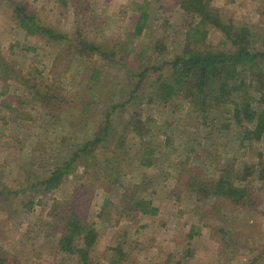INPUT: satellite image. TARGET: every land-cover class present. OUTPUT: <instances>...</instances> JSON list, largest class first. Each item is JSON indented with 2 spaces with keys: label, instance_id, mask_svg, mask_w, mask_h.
<instances>
[{
  "label": "rangeland",
  "instance_id": "obj_1",
  "mask_svg": "<svg viewBox=\"0 0 264 264\" xmlns=\"http://www.w3.org/2000/svg\"><path fill=\"white\" fill-rule=\"evenodd\" d=\"M9 1L0 0V61H5L0 64V190L11 191L5 197L0 195V247L10 252L17 264H77L67 253L57 251L59 234L57 229L47 225L46 211L54 199H66L74 185H81L85 192L93 179L82 176L79 180H69L59 190L48 194V203L39 204L42 186L20 191V186L27 183L24 164L28 163L25 162L28 154L36 151L33 153L36 163L30 168L31 172L38 176L46 174L54 157H66L70 148L93 134L107 103L119 104L125 100L129 79L125 68L101 66L102 61L97 56L84 61L76 58L67 72L59 69L54 75L51 71L53 59L63 57L66 44H46L37 36L26 35L8 19L12 7ZM23 1L30 13L64 33L72 34L78 25L93 41L111 43L113 39L118 46L129 42L122 44L130 50L126 59L129 66L139 64L136 53L142 48H146L143 53L152 63L181 49L184 23L189 20L178 7V0ZM258 3L259 0H214L225 20L233 17L236 21L254 23L260 21L256 12ZM138 7L148 13L149 26L143 34L127 37L134 30L140 12ZM164 20L172 25L162 23ZM166 34H169L166 48L149 49ZM207 39L216 50L227 46L224 35L213 28ZM94 66L100 68V73H94ZM2 69H6L5 73ZM92 76H95L94 82L89 81ZM50 85H55L57 93L61 87L63 98L60 109L52 116L41 108L39 111L33 109L29 101L34 87L39 93H45ZM87 98L99 99V103H92L82 114ZM140 102L134 106L128 103L116 110L113 115L114 124L118 125L116 135L121 134L129 114L135 110L144 118L150 115L155 124L163 123L167 127L177 123L180 128L171 135L169 143L156 149V165L140 164L135 155L143 148L132 146L133 156L121 166L122 183L108 190L98 183L91 187L82 212L83 217L98 228L99 236L89 253V264H264V179H260L259 173L249 179L254 190V197L250 198L252 204L240 207L226 200L215 203L218 211L226 212V216L211 214L214 202L197 201L185 185L191 175L190 169L202 176L213 174L207 162L210 155H217L221 163L231 159L238 167L261 159V175H264V139L247 140V146H240L239 140L232 138L233 127L223 133L215 130L213 139L203 142V146L198 143L201 137L198 136L197 142L194 140L199 131L196 133L193 125L186 126L188 113L183 103L178 107L155 104L146 108L145 100ZM20 105H24L34 118L21 119ZM166 130L170 133L169 128ZM154 136L157 137V131ZM187 140L193 141L191 146L199 153L186 156ZM132 142L128 140L127 147ZM113 147L111 143L110 148ZM259 152H262L260 159ZM144 173L155 177L148 188L153 190L151 200L158 208L156 215L145 214L135 220L123 218L119 221L113 217L112 222H102L98 213L105 196L117 202L119 194L129 193ZM33 176L28 182L36 179ZM141 194L139 192L138 196ZM30 200L32 206L25 207ZM191 229L194 233L189 237ZM117 243L121 250L117 249ZM118 252L124 253L121 261ZM113 255L116 263L111 261Z\"/></svg>",
  "mask_w": 264,
  "mask_h": 264
},
{
  "label": "trees",
  "instance_id": "obj_2",
  "mask_svg": "<svg viewBox=\"0 0 264 264\" xmlns=\"http://www.w3.org/2000/svg\"><path fill=\"white\" fill-rule=\"evenodd\" d=\"M62 1L65 3V0ZM9 3L12 7L8 19L26 35L37 36L46 44L55 42L66 44L63 57L53 59L51 71L54 75L59 69L67 72L71 61H76V58L84 61L97 56L102 61L101 66L120 65L125 68L126 77L129 79L128 87L125 88V100L119 104L107 103L104 116L94 127L93 134L79 145L70 148L66 157L60 159L54 157L46 174L38 176L31 172L30 168L36 163L33 154L36 151L28 154L29 160L25 161L28 163L24 164L26 165L24 178L27 183L20 186V191L42 186L39 204L48 203L50 199L48 194L59 190L69 180H79L82 176L87 180L93 179L85 192H82L81 185H74L66 199L62 201L54 199L46 211L47 225L57 229L59 234L56 242L57 251L67 253V256L75 259L77 264H89V253L99 236L98 228L94 223L87 221L82 212V205L88 202L85 200L89 198L87 194L91 187L98 183V186L102 185L108 190L122 183L121 166L133 156L132 146L143 148L135 155L140 164L146 167L156 165L157 158L154 157L158 152L156 149L160 150L163 143H169L171 135L180 128L177 123L167 127H164L163 123L155 124L150 115L144 118L135 110L129 114L121 134L116 135L118 125L114 124L113 118L116 110L124 108L128 103L132 106L135 103L138 105L142 100L147 103L146 108L155 104L163 106L174 104L178 107L183 103L188 113L186 126L193 125L196 128L195 132L199 131L194 140L197 142L198 136L201 137L202 141L198 142L200 144L211 141L215 130L223 133L233 127L235 132L232 133V138L239 140L240 146H247L248 143H245L247 140L264 139V0H259L256 7L259 23L236 21L233 17L225 20L214 0H178L182 14L189 17L184 23L181 49L173 51L168 58L152 63L143 53L146 48H142L136 53L139 60L136 66H129L126 61L130 50L123 45L129 42H123L118 46V42L114 43L113 39V43L93 41L81 32L78 25L72 34L64 33L42 22L34 13H30L23 0L18 2L10 0ZM137 9L140 12L134 30L128 33L127 37L141 35L149 26L148 13L140 7ZM162 23L172 25L168 20ZM210 28L224 35L227 42L225 48L216 50L211 46L207 39ZM168 37L169 34H166L158 38L149 49L156 51V48H166ZM4 63L5 61H0L1 65ZM99 69L94 66V73H100ZM5 70L2 69L4 73ZM94 78L95 76H92L89 81H93ZM56 79L57 77H54V80ZM54 88L55 85H50L45 93H39L34 87L29 98L32 108L37 111L41 108L40 110L47 114L54 115L63 102L61 87L59 93ZM87 99L89 100L84 101L82 114L92 103H99V99ZM23 106L20 105L18 109L21 119L28 121L34 118ZM170 114L173 116V112ZM166 128L170 129V133H167ZM160 130L163 133H160ZM156 131L157 137L154 136ZM128 140L133 142L127 147ZM192 142L186 141L187 157L199 153L191 146ZM111 143L114 144L113 148H110ZM202 145L204 146V143ZM258 156L260 159L262 152H259ZM207 162L210 163L213 174L202 176L190 169L191 175L186 180V187L194 193L197 201H213L214 211L211 214L221 213L224 216L228 214L218 211L219 207L215 204L218 200H226L240 207L252 204L250 198L254 197V190L249 179L258 173L260 179H264V175H261V159L256 163H244L241 167L236 166L231 159L221 163L217 155L214 157L210 155ZM215 173L217 174L213 176ZM32 174L36 179L28 182ZM154 182L155 177L144 173L139 183L129 193L119 194L117 202L109 195L105 196L98 213L103 219L102 222H112L113 217L119 221L123 218L135 220L145 214L156 215L158 208L151 200L153 190L148 188ZM139 192L147 193V196L142 194L138 196ZM10 193L11 191L5 189L0 190V195H4L1 197ZM32 204L33 201L30 200L24 206L30 208ZM193 233L191 229L188 236L192 237ZM117 249L121 250L120 243H117ZM118 253L121 261L124 253ZM111 261L116 263L115 255ZM0 264H17V261L11 257L10 252L0 247Z\"/></svg>",
  "mask_w": 264,
  "mask_h": 264
}]
</instances>
